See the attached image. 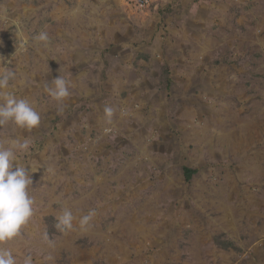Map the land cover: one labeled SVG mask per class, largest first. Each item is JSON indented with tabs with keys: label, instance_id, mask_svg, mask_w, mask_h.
I'll list each match as a JSON object with an SVG mask.
<instances>
[{
	"label": "rangeland",
	"instance_id": "obj_1",
	"mask_svg": "<svg viewBox=\"0 0 264 264\" xmlns=\"http://www.w3.org/2000/svg\"><path fill=\"white\" fill-rule=\"evenodd\" d=\"M0 57L41 115L0 127L5 147L30 141L34 215L4 245L17 264H264V0H0Z\"/></svg>",
	"mask_w": 264,
	"mask_h": 264
},
{
	"label": "clouds",
	"instance_id": "obj_2",
	"mask_svg": "<svg viewBox=\"0 0 264 264\" xmlns=\"http://www.w3.org/2000/svg\"><path fill=\"white\" fill-rule=\"evenodd\" d=\"M32 40L45 47L50 43L48 33L43 31L33 36ZM2 59L0 57V60ZM8 63L10 64L11 61ZM15 75V72L8 67H3V71H0V127L12 125L31 132L39 126L41 115L28 99L17 98L6 91L15 79ZM46 91L59 106L58 112L62 111L64 101L70 96L68 82L59 75L46 86ZM113 115V107L106 105L104 108L106 124L112 122ZM110 131V128L104 129L105 133ZM29 148L30 141L27 138L12 139L6 147L0 144V264H17L12 251L4 245L17 238L34 215L35 200L30 195L33 184L30 174L32 171L30 169L29 172L27 167L17 162L19 154L28 151ZM95 215L96 210L90 209L88 214L80 217V228L86 230ZM75 219L72 210L65 208L62 214L56 217L55 228L62 233L68 232L72 230ZM23 264H32V256L24 257Z\"/></svg>",
	"mask_w": 264,
	"mask_h": 264
},
{
	"label": "built area",
	"instance_id": "obj_3",
	"mask_svg": "<svg viewBox=\"0 0 264 264\" xmlns=\"http://www.w3.org/2000/svg\"><path fill=\"white\" fill-rule=\"evenodd\" d=\"M136 10L143 11L155 6L159 0H127Z\"/></svg>",
	"mask_w": 264,
	"mask_h": 264
},
{
	"label": "trees",
	"instance_id": "obj_4",
	"mask_svg": "<svg viewBox=\"0 0 264 264\" xmlns=\"http://www.w3.org/2000/svg\"><path fill=\"white\" fill-rule=\"evenodd\" d=\"M196 173V170L195 169H192V168H188V167H185L184 168V177H185V180L187 182H190L194 176V174Z\"/></svg>",
	"mask_w": 264,
	"mask_h": 264
}]
</instances>
